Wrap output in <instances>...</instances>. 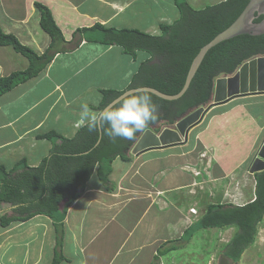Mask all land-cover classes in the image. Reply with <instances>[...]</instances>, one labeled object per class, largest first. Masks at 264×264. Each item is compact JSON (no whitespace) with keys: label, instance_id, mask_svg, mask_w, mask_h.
Instances as JSON below:
<instances>
[{"label":"crops","instance_id":"0c3cea01","mask_svg":"<svg viewBox=\"0 0 264 264\" xmlns=\"http://www.w3.org/2000/svg\"><path fill=\"white\" fill-rule=\"evenodd\" d=\"M36 3L50 11L65 52L57 53L37 76L0 95V165L6 172L23 161L37 168L52 146L38 136L55 132L74 138L84 127L79 122L80 105L87 102L95 111L104 90L130 89L139 65L150 59L145 52L137 51L133 57L119 46L91 42L82 30L101 25L158 36L160 25L179 18L173 0H0L2 32L38 55L48 49L51 39L40 27ZM170 7L177 11L175 19L170 18L174 11ZM158 8V16L145 20L149 10ZM140 53L144 55L135 72L124 78L125 68L133 69ZM28 64L10 46H0V78L23 71ZM250 97L259 98L240 97L213 108L216 112L207 124L196 126L193 144L147 150L129 155L128 162L114 159L107 184L112 191L93 173L67 210L59 250L54 223L45 215L0 226V264H51L56 253L62 258L59 264H156L159 259L165 263L166 255L180 249L173 243L197 219L189 210L195 208L201 215L232 174H248L244 169L264 134V124L250 111L254 103L246 101ZM231 102L238 103L228 107ZM195 148L200 150L191 154ZM197 159L204 160L205 171L215 168L222 176L196 178L192 173ZM94 177L96 181L89 185ZM15 208L1 204L0 216H18Z\"/></svg>","mask_w":264,"mask_h":264},{"label":"trees","instance_id":"16d2710c","mask_svg":"<svg viewBox=\"0 0 264 264\" xmlns=\"http://www.w3.org/2000/svg\"><path fill=\"white\" fill-rule=\"evenodd\" d=\"M173 2L179 18L171 24L160 25L158 36H150L135 29L116 30L101 25L82 30L91 42L119 46L124 53L133 57L137 51L147 53L150 59L139 65L130 88L150 87L167 95L177 94L184 84L191 61L200 48L230 26L248 0H223L201 9L194 8L187 0ZM35 8L40 15L41 29L51 39L50 45L43 54L38 55L21 45L13 35L3 33L0 28V46H10L29 63L25 70L0 78V95L37 76L57 53L65 52L64 39L50 11L38 3ZM261 20L260 15L253 22ZM262 55L264 34L239 35L212 47L204 56L182 97L167 101L150 93L157 106L158 119L145 129L158 122L165 126L174 125L195 109L208 106L217 78L235 73L243 63ZM120 94L104 90L97 110ZM141 133H136L133 140H111L102 131L90 132L84 126L72 139L63 138L55 132L38 136L48 140L52 146L49 155L41 160L37 168H29L23 161L6 172L0 165V205L16 206L14 213L18 215H1L0 226L7 228L12 222L26 221L39 214L45 215L54 223L55 249L59 250L64 234L63 221L70 205L84 192L93 173L105 189L112 191L107 186L112 173L111 164L117 157L125 162L130 161L127 153ZM252 176L254 190L250 201L243 205L219 202L207 205L197 221L184 231L178 241L188 242L195 232L202 229L234 227L236 231L226 243L223 256L238 263L243 252L252 246L257 226L264 219V171ZM54 256L51 264H59L62 258L57 253Z\"/></svg>","mask_w":264,"mask_h":264},{"label":"water","instance_id":"95a60500","mask_svg":"<svg viewBox=\"0 0 264 264\" xmlns=\"http://www.w3.org/2000/svg\"><path fill=\"white\" fill-rule=\"evenodd\" d=\"M262 16V20L255 23L253 20ZM263 35L264 34V0H248L247 5L225 30L217 34L210 42L202 46L196 56L191 61L187 71L184 84L181 90L174 95L164 94L150 87H139L147 89L151 94L160 99L173 101L184 95L191 80L198 70L206 53L214 46L225 40L239 35ZM137 88H130L120 95L127 94ZM119 95V96H120ZM251 95H264V57H256L243 63L239 69L229 75L217 78L214 81L211 103L206 107L195 109L182 119L175 122L171 127H167L160 133H155V129L145 130L136 140L135 145L130 151L131 155H139L147 150L166 148L180 145L187 141L189 130L198 125L204 116L217 106L224 105L236 98ZM264 171V140L258 149L257 155L251 164L250 174H256Z\"/></svg>","mask_w":264,"mask_h":264},{"label":"rangeland","instance_id":"374dc122","mask_svg":"<svg viewBox=\"0 0 264 264\" xmlns=\"http://www.w3.org/2000/svg\"><path fill=\"white\" fill-rule=\"evenodd\" d=\"M221 0H199V3H191V5L196 8V9H201L198 8L200 5H213L218 3ZM207 3V4H206ZM170 9H174L173 7H170ZM160 13V8L158 9H152L147 12V16L145 15V20L146 19H151L153 16H158ZM170 18L175 19L177 17V11L174 9L173 13H170ZM144 55V53H140L137 55L136 62L133 63V69L130 67H126L123 74L124 78H128L129 74H131V71L133 70V73L135 72L136 65L140 63L141 61V56ZM139 56V57H138ZM256 58V57H255ZM254 59V58H253ZM252 60V59H251ZM128 66V64H127ZM239 69V68H238ZM253 96V95H251ZM245 101V100H244ZM248 103H254L251 104L250 106V111L251 113L258 119V121L262 124H264V98L259 97V98H248L246 100ZM245 101V102H246ZM238 103V102H236ZM231 102L228 107H231L232 105L236 104ZM233 109V108H231ZM230 109V110H231ZM214 112L213 108L209 110V112L204 116L203 120L199 123L201 125H206L208 121V118L210 115H212ZM206 121V122H205ZM198 124V125H199ZM196 125V126H198ZM194 126L192 127L190 131V135H188V139L186 142L192 143L194 142L195 139V133L197 131V127ZM168 126L163 125L160 123L154 130L155 133L161 132ZM201 127V126H200ZM147 130V129H145ZM143 130L142 133L145 131ZM158 130V131H156ZM262 139L260 140L261 143L263 142L264 139V134L261 136ZM185 143V142H184ZM183 144V143H182ZM261 145V144H259ZM253 153L252 158L250 160L248 168H245L244 170L248 172V174H240L238 175V172H236L235 175L232 174L231 177L232 179L226 180L227 186H223L222 192L221 188L220 191H216L214 193L215 199H213L214 203H222V204H240V203H247L250 201L254 189V183L252 179V174H250L249 170L251 168V164L254 161L258 149ZM191 150V149H188ZM200 149L195 148L194 152L189 151L191 154L199 151ZM130 155V152L128 151L127 153ZM199 154H204V153H199ZM198 154V155H199ZM198 155L196 157H198ZM134 157V155H133ZM192 157V156H191ZM205 157V154H204ZM131 158V156H130ZM203 158V156H202ZM201 160V162H200ZM197 159V164L194 166L193 169H196V171H193L196 178L200 177H205V176H214V175H221L222 174H217L216 171L217 169H209L207 171L206 168H204V160L203 159ZM203 160V162H202ZM222 170V169H221ZM191 172V171H190ZM203 172V173H202ZM240 172V170H239ZM238 175V176H237ZM229 178V177H228ZM244 178V179H243ZM243 179V180H242ZM96 181V178L94 177L93 179L90 180V184H93ZM239 187V188H238ZM238 188V191H237ZM219 189V188H218ZM241 190L242 192H240ZM217 192L219 193L220 196H218ZM237 192V193H236ZM121 194L123 196L126 194L125 191H122ZM180 194V193H179ZM126 196V195H125ZM227 196V197H226ZM125 198V197H124ZM210 199V198H208ZM212 202V200H211ZM230 202V203H229ZM200 215V212L197 211V216ZM236 228L230 227L226 229H202L197 232H195L193 237L189 239L188 242L182 243L181 241L179 242L177 240L176 243H173L172 246L174 247H180L176 252H174L171 255H166L165 260L163 263V260L157 262L156 264H234L233 262L227 260L223 256V249L225 248L226 243L232 238L233 234L235 233ZM259 260H257L258 256ZM173 260H172V259ZM264 262V219L263 222L260 223L257 226V232L254 238V242L252 246H250L247 250L243 252V254L240 257V260L238 263L235 264H262Z\"/></svg>","mask_w":264,"mask_h":264},{"label":"clouds","instance_id":"9594fccd","mask_svg":"<svg viewBox=\"0 0 264 264\" xmlns=\"http://www.w3.org/2000/svg\"><path fill=\"white\" fill-rule=\"evenodd\" d=\"M157 119V106L153 102L150 92L140 88L116 97L99 110L94 111L87 102H84L80 105L79 111L81 125L86 126L90 132L102 131L111 140L116 138L133 140L136 133L142 132ZM192 215L197 216V211Z\"/></svg>","mask_w":264,"mask_h":264},{"label":"flooded vegetation","instance_id":"af4514ba","mask_svg":"<svg viewBox=\"0 0 264 264\" xmlns=\"http://www.w3.org/2000/svg\"><path fill=\"white\" fill-rule=\"evenodd\" d=\"M262 56L264 57V55H262ZM259 57H260V56H259ZM254 96H258V97H263V98H264V95H254ZM246 97H249V96H246ZM239 98H240V97H239ZM160 123H161V122H158L156 125L152 126L151 129H153V128L156 129V127H157L158 125H160ZM171 126H172V125H171ZM171 126H170V127H171ZM168 127H169V126H168ZM259 257H261V255L258 256L257 260H259ZM234 264H235V263H234ZM262 264H264V262H263Z\"/></svg>","mask_w":264,"mask_h":264},{"label":"built area","instance_id":"2783aa9c","mask_svg":"<svg viewBox=\"0 0 264 264\" xmlns=\"http://www.w3.org/2000/svg\"><path fill=\"white\" fill-rule=\"evenodd\" d=\"M190 213H191V214H195V213H196L195 209L191 208V209H190Z\"/></svg>","mask_w":264,"mask_h":264}]
</instances>
